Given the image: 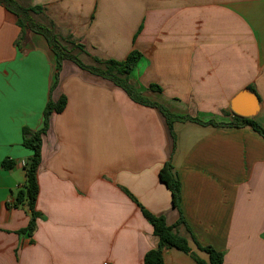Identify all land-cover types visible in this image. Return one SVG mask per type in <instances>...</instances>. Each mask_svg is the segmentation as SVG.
<instances>
[{
    "label": "crops",
    "instance_id": "0c3cea01",
    "mask_svg": "<svg viewBox=\"0 0 264 264\" xmlns=\"http://www.w3.org/2000/svg\"><path fill=\"white\" fill-rule=\"evenodd\" d=\"M25 1L93 56L124 60L139 50L130 79L179 118L174 140L160 109L112 80L71 60L57 78L47 39L32 32L18 46V18L0 5V264H144L159 238L125 190L169 225L183 217L178 230L204 260L192 236L223 252V264H264V136L192 120L228 124L240 98L242 109L254 103L248 117L264 128V0ZM62 95L66 108L43 134L42 216L33 234L19 233L29 211L9 204L33 154L23 129H41L48 100ZM168 161L181 183L179 208L160 179ZM164 264L199 263L173 247Z\"/></svg>",
    "mask_w": 264,
    "mask_h": 264
},
{
    "label": "trees",
    "instance_id": "16d2710c",
    "mask_svg": "<svg viewBox=\"0 0 264 264\" xmlns=\"http://www.w3.org/2000/svg\"><path fill=\"white\" fill-rule=\"evenodd\" d=\"M0 5L4 6L9 11L16 14L17 23L21 28L17 45L25 44L30 39L32 32L43 35L52 50L57 56V72L58 78L62 62L71 60L77 63L80 67L90 70L93 73L99 74L112 80L116 85L122 87L128 95L135 101L142 104L151 105L160 109L168 120L169 127L175 140L172 121L176 117L167 110L162 104L152 102L145 98L139 91L135 82L130 79L131 72L138 65L142 53L133 49L124 60L101 59L88 53L86 46L78 43L72 35H62L57 26L50 19L48 20L45 14V8L38 5H28L25 0H0ZM40 15L42 18H37L35 15ZM91 57V63H84L78 55ZM80 55V56H81ZM153 90H161L158 85H151ZM67 105V97L62 95L57 101L49 99L44 109V124L39 130H32L29 127L23 129L24 146L33 151L32 156L25 161L23 168L26 173L25 184L20 187L16 193L13 202L9 204L12 207H26L30 214V222L24 229L19 230V233L28 232L33 234L37 227V219L42 214L37 210L36 203L39 196L38 171L42 162V144L43 134H45L50 125V118L55 113L62 112ZM183 119V117H181ZM193 121L200 124H211L213 126H250L256 132L264 136V128L253 118L234 116L228 124L217 123L215 121L204 122L199 118H192ZM14 162L5 160L4 166L7 168L13 167ZM160 179L172 192L173 204L175 207H180V192L181 183L176 171L171 162H166L160 170ZM127 194L140 206L143 214L151 222L154 228V234L158 236L159 242L156 248L149 250L144 257V264H164V253L169 248H177L185 253L190 254L199 264H223L224 253L216 250L210 245H202L192 236V241L196 244L199 250L206 252L209 255V261L201 258L190 246V240L187 236L181 234L178 230L179 225L185 224L183 217L175 225H169L164 215H156L143 207L137 198L128 190ZM189 229V228H188Z\"/></svg>",
    "mask_w": 264,
    "mask_h": 264
},
{
    "label": "water",
    "instance_id": "95a60500",
    "mask_svg": "<svg viewBox=\"0 0 264 264\" xmlns=\"http://www.w3.org/2000/svg\"><path fill=\"white\" fill-rule=\"evenodd\" d=\"M253 108H254V103H249V105L245 109H242V107L240 106V98L235 100L233 104L234 112L240 116H246V117L250 116L254 111Z\"/></svg>",
    "mask_w": 264,
    "mask_h": 264
},
{
    "label": "rangeland",
    "instance_id": "374dc122",
    "mask_svg": "<svg viewBox=\"0 0 264 264\" xmlns=\"http://www.w3.org/2000/svg\"><path fill=\"white\" fill-rule=\"evenodd\" d=\"M35 15V14H34ZM35 17H37V18H42L40 15H35ZM81 55V54H80ZM78 55L79 56V58L84 62V63H86V64H88L87 62H86V55ZM74 62V61H73ZM90 63H91V61H89ZM75 63V62H74ZM77 64V63H76ZM78 65V64H77ZM79 66V65H78ZM82 68V67H81ZM84 69V68H83Z\"/></svg>",
    "mask_w": 264,
    "mask_h": 264
},
{
    "label": "built area",
    "instance_id": "2783aa9c",
    "mask_svg": "<svg viewBox=\"0 0 264 264\" xmlns=\"http://www.w3.org/2000/svg\"><path fill=\"white\" fill-rule=\"evenodd\" d=\"M25 161L22 163V165H24ZM105 264H108V263H105Z\"/></svg>",
    "mask_w": 264,
    "mask_h": 264
}]
</instances>
